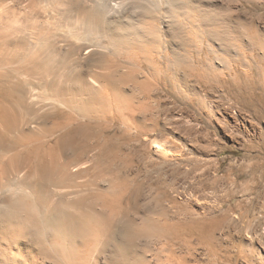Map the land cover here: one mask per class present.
Returning a JSON list of instances; mask_svg holds the SVG:
<instances>
[{
  "label": "bare ground",
  "instance_id": "obj_1",
  "mask_svg": "<svg viewBox=\"0 0 264 264\" xmlns=\"http://www.w3.org/2000/svg\"><path fill=\"white\" fill-rule=\"evenodd\" d=\"M206 1L0 0V264H194L177 252L195 243L188 237L193 227L168 216V192H143L144 185L135 181L132 192H125L121 185L125 190L130 184H116L117 179L112 191L108 185L110 192L99 188V159L115 154L116 144L101 139L99 119L109 115L136 128L141 103L134 102L151 85L142 64L159 79L163 59L169 69L183 62L181 53L189 49L236 50V43L243 44L240 32L232 35L220 15V2ZM256 32L263 46L264 37ZM233 37L239 41H229ZM218 63L232 72L231 94L244 99V109L227 103L217 108L234 129L247 126L254 135L251 119L264 120V82ZM193 66L191 77L220 81V73ZM259 84L262 90L255 91ZM263 140L246 145L264 152ZM153 148L173 155L161 141L154 140ZM207 239L206 246L212 238Z\"/></svg>",
  "mask_w": 264,
  "mask_h": 264
},
{
  "label": "rangeland",
  "instance_id": "obj_2",
  "mask_svg": "<svg viewBox=\"0 0 264 264\" xmlns=\"http://www.w3.org/2000/svg\"><path fill=\"white\" fill-rule=\"evenodd\" d=\"M206 2H220L218 4V6H222L220 9L222 14L220 15H223L229 21L230 27L233 29L230 32L232 35H237L240 32L239 35L243 40V44L240 43L237 37H233L229 41H239V45L236 43L238 46L236 50H230L227 47L216 48L217 51L209 48L207 50L204 47L201 48L202 50L191 49V51L189 49L190 51L187 50L186 53H181L183 62L181 61L179 65L169 69H166L165 60L163 59L161 60L163 75L159 79L154 78L152 75L154 71L152 72L147 64H142V76L143 78L148 77L147 79L150 80L151 85H147L148 88L140 91L141 95L139 91H136L137 93L133 92L136 96L138 93L140 95L136 97L137 100L134 102L135 104L138 102V105L141 103L139 108L141 110L137 108L135 113L137 125L134 126L138 129L135 127H131L133 129L126 128L121 122H118L117 118L113 119L109 115L99 119V129L101 128L102 130H100L103 131L101 132L103 133L101 139L104 140L107 137L105 141H108V144L111 140L113 143L116 142L115 146L111 147L115 154L99 159V168L103 165V168L101 167L99 171L104 173L102 177H100L102 174L99 173V188L110 192L107 187L115 182H113L114 179H117L116 182H119L116 184L120 182L130 184L129 187H126V191V188L124 190L125 184L120 183L125 192H129V190L132 192L131 186L134 181L144 185L143 192H168L171 200L165 203L168 216L171 215V218L174 216L180 220L183 218L181 221L185 219L183 222H188L187 224L193 227V231L188 237L190 243L195 241V247L192 248V245H194L192 243L190 246L185 245V247H189L188 249H185L184 246L177 249L178 253L182 252L184 254V258L187 257L186 261L188 263L202 264L199 262L201 261L203 264H213L214 262H216L214 264H221V262L222 264H264V152L256 149L250 150L246 145L250 140V142L256 143L264 139V120L259 119L258 121V117L251 119L252 122H256L253 123L255 133L252 135L247 126L239 125L238 128L234 129L229 119L223 118L220 109L223 103H227L230 108L240 111L244 109V99L242 97L236 98L231 94V90L235 86L231 79L232 72H228V74L221 66L222 64L218 63H226L225 66L234 70H245L249 75L251 74L264 82V43L263 46H259L255 40L257 38L255 37L256 31H259L258 33L264 37V0H208ZM239 22H242V25ZM215 24L217 28L221 29L217 26V23ZM254 30L255 33L252 35L251 33ZM249 33L250 36L248 37ZM212 39L207 40L214 45ZM225 41L228 42V40ZM165 52L170 53V48L167 47ZM193 64H197L196 67L193 66L196 70L220 73L221 75H218L220 81L210 78L209 83H207L191 77L189 75L191 71L188 68L189 65ZM262 66L263 71L260 69ZM185 73H188V75ZM244 75L246 74L243 73ZM188 76H190L189 80ZM222 78L224 81H221ZM149 86L155 88L149 91ZM215 87H218V89ZM258 87L255 91L262 90L261 84ZM130 90V86H127V91ZM143 96H145V99ZM114 115L117 117V114L114 113ZM136 116H138V119ZM145 117L146 120L148 119L146 124V120L143 119ZM101 121L103 122L101 123ZM154 140L161 141L165 147L173 151V155L168 157L156 153L153 148ZM155 159L156 161H154ZM112 186H110L111 191L113 190ZM115 190L122 191L117 188ZM168 204L171 206H168ZM193 220L194 223L201 222L196 223V225L192 224ZM214 221H217V224ZM205 222L207 223L205 224ZM211 225L212 229L211 227L209 229L208 226ZM203 230H206V233ZM207 238L210 240V247L202 241ZM189 251L190 253H188ZM210 257L213 259H210Z\"/></svg>",
  "mask_w": 264,
  "mask_h": 264
}]
</instances>
